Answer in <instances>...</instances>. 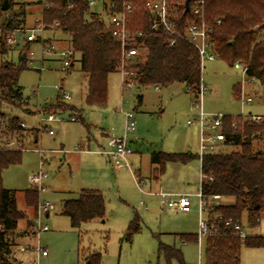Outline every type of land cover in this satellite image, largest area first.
I'll use <instances>...</instances> for the list:
<instances>
[{
    "label": "rangeland",
    "instance_id": "374dc122",
    "mask_svg": "<svg viewBox=\"0 0 264 264\" xmlns=\"http://www.w3.org/2000/svg\"><path fill=\"white\" fill-rule=\"evenodd\" d=\"M2 4L3 0H0V6ZM94 10L100 11L101 8L95 7ZM28 11H35V15H29L28 20L33 23H25L26 28L32 27L34 21L41 17V10L37 6ZM46 35L64 38L62 47H71L70 38L65 37L60 30H49ZM3 49L0 47V66L7 62L17 67L22 65L21 52L24 46L15 49L6 47L8 52L5 54L2 53ZM31 49L35 53L33 69L26 66L19 81L27 102L21 108L5 103L0 105V148L6 149L9 142L22 145L21 163L6 168L2 173L4 188L16 192L20 209L23 208L24 192L31 188L30 177L40 170L39 149L47 151L64 147L70 153L66 155V161L58 155L48 157L45 166L48 173L45 186L48 191L40 195L36 207L21 211L27 224L19 232L35 235L31 236L23 264H85L84 253L91 250L101 254V264H168L159 255L161 244L181 249L185 264H205V240H202L200 250L198 244L183 243L179 236L200 233V160L193 159L186 164L168 163L166 172L158 180L152 175L156 165L151 162V157L155 153L197 155V133L195 127L188 125L195 111V99L186 85L176 84L160 88L159 91L157 87L124 88L126 75L123 72L116 73L109 79L107 104L102 108H94L86 102L87 79L81 72L79 62L75 63L72 71L64 72L59 61L47 59L42 66L40 45L33 44ZM202 76L207 89L203 100L206 113L232 117L258 115L264 118V86L260 82L247 80L242 70L220 58L205 61ZM235 86L240 87L239 97L244 92L251 95L253 102L243 105L234 94ZM64 94H68L71 99L65 101ZM138 94L143 96L140 106L136 100ZM59 101L75 106L81 111L83 120L71 122L73 114L67 111L74 108L63 104L65 108L54 110L60 114V120L51 124L54 135L44 129L38 144H35L32 142L33 131L44 127L38 109H46L51 105L58 107L62 103ZM31 112L36 114L29 115ZM126 113H134L137 122L136 130L127 134L129 147L134 152L129 157L132 172L128 169L115 172L106 158L99 154L100 145L107 144L105 135H124ZM11 118H18L23 130L2 141L1 126ZM88 138L91 139L90 144ZM79 144L84 146L85 153L73 152ZM255 149L264 151V142ZM138 174L141 175L140 181L137 180ZM82 188L102 192L106 201V218L74 229L69 218L62 214V201L66 197H78ZM160 191L172 195L174 199L188 195L192 203L191 212L182 213L162 205L157 194ZM40 200L51 202L55 210L49 217H41V224L50 230L36 234L32 219L36 217ZM233 202L231 198H223L218 203H210V206L214 208ZM136 217L140 219L141 230L129 241L126 234ZM22 224L24 221L20 222L19 229ZM242 226L248 237H264V216L260 225L252 228L247 215H244ZM38 246L46 249L48 256L38 254ZM172 264L180 263L174 261ZM241 264H264V248L251 249L243 245Z\"/></svg>",
    "mask_w": 264,
    "mask_h": 264
},
{
    "label": "trees",
    "instance_id": "16d2710c",
    "mask_svg": "<svg viewBox=\"0 0 264 264\" xmlns=\"http://www.w3.org/2000/svg\"><path fill=\"white\" fill-rule=\"evenodd\" d=\"M133 1L137 4V11L130 18V28L134 33L143 34L138 41L146 49L142 59L124 65L120 44L112 36L106 22L90 10L88 0H61L55 9L44 14L47 27L59 23L61 33L71 40V48L87 79V105L105 107L110 76L121 73L122 66L128 75L124 85L132 83L137 89H160L183 84L196 97L204 83L203 65L198 52L183 40H176L174 46L169 45V35L151 30L145 0ZM186 1L172 0L181 10L179 22L184 25L193 20L191 13L183 11ZM196 1L191 0L190 6ZM200 1H204L208 22L213 27L214 51L218 58L230 66L242 63L247 68V78L264 86V0ZM30 5L22 4L16 8L11 2L6 12L1 5V26L9 30L25 26L26 8ZM3 48L2 53H7L8 49ZM25 64L22 57V65L19 67L8 62L0 66V105L5 103L21 108L27 102L19 85L21 74L27 69ZM234 94L239 97L238 87L234 89ZM142 98L141 94L137 97L139 102ZM61 108H65L63 103L46 110L55 112ZM22 130L18 118L8 119L1 126V138ZM223 131L226 135L224 147L200 161L201 191L209 202L215 196L231 198L234 202L209 207L211 233L205 239V264H241L243 245L251 249L264 248V237H248L243 240L235 234L233 228L234 225L243 224L244 215H247L250 227L256 228L264 216V151L255 149L264 142V118L254 122L251 115L225 116ZM33 132L34 141L37 142L42 131L37 129ZM22 152L0 148V217L4 225V231L0 232V264H13L8 259L11 250L6 236L16 231L19 222L25 218L17 207L16 192L4 188L2 180L6 168L21 163ZM193 159H198V156L191 153H155L152 156V162L162 168L168 163L186 164ZM38 198L37 192L26 191L28 206L36 207ZM62 214L70 219L72 228L80 229L84 224L105 220L106 202L100 193L84 191L79 198L63 204ZM228 221H232L233 226L227 227ZM140 230V219L136 217L129 226L126 239L131 241L132 236ZM179 236L183 243L198 244V234ZM159 255L168 264L174 261L185 264L183 252L176 247L161 244ZM84 258L85 264H101L102 260L101 254L96 251L84 253Z\"/></svg>",
    "mask_w": 264,
    "mask_h": 264
},
{
    "label": "built area",
    "instance_id": "2783aa9c",
    "mask_svg": "<svg viewBox=\"0 0 264 264\" xmlns=\"http://www.w3.org/2000/svg\"><path fill=\"white\" fill-rule=\"evenodd\" d=\"M61 0H10L14 4V7H19L22 4L36 5L41 10V17L35 20V24L26 28L25 26L17 29H5L0 24V47H7L9 49H15L20 46H24L21 56L26 61L28 69H33L35 53L31 51L33 44L40 45V59L42 66H44L47 60L46 56L54 55L62 61V71L70 72L73 67L75 53L73 49L57 51L55 46L50 42L47 37V31L59 30V23H54L52 26L47 27L44 23V14L48 10L56 8L57 3ZM90 10L95 13L100 19L106 22L111 30L112 36L120 44L122 50V65L127 62H132L137 59H142L145 55V47L138 41L143 36L141 32L134 33L130 28V18L137 11V4L133 0H88ZM145 8L148 12V22L150 28L154 32H162L170 36L168 40L169 45L174 46L176 40H183L190 44L199 54L202 65L205 61H215L218 55L214 51V40L212 37L213 27L208 22L207 13L204 1H196L193 6H190V11L193 16V20L187 24L179 22L180 9L174 5L172 0H145ZM72 7V6H70ZM95 7H100V11H95ZM184 13L186 8L183 9ZM1 17V13H0ZM220 21H218V24ZM182 26L184 27L182 29ZM264 39V38H263ZM25 56V57H24ZM234 67L238 70H242L244 76L247 78V68L242 63H236ZM41 69L40 71H42ZM122 72L124 76L123 87L127 88L133 86L132 83L125 84L128 79V75L122 66ZM121 72V73H122ZM247 80H250L247 78ZM159 90V88H156ZM206 86L201 84L200 90L194 97L193 106L199 111V119L189 120V125L197 124L200 129V145L198 156L200 161L208 154L219 152L226 141V135L223 131L225 115L222 114H207L203 108V100L206 96ZM68 94H64L65 100H70ZM242 104H250L253 102L251 97H248L246 93L242 92L240 97ZM40 116V122L44 127L39 128L41 131L46 129L50 135H54V132L48 128V124L59 121V114L54 112H48L46 109H38ZM125 132L122 136H111L109 141V149L104 151L114 167L121 169L123 167H129L128 157L133 154L132 149L129 147V141L127 134L136 130V119L134 113L125 114ZM251 120L254 122H260L262 118L260 116L251 115ZM72 122H78V117L70 118ZM8 150H22L21 144H15L9 142L6 144ZM16 148V149H13ZM76 150H79L76 148ZM41 154V165L38 173L33 174L30 177L31 188L38 195L46 192L45 180L48 174L45 171V151L39 149ZM202 177V175H201ZM202 181V180H201ZM160 202L162 205L169 209H173L182 213H189L192 209V203L188 195H182L178 199H174L172 195L168 193H159ZM198 197L200 199V233L198 234V245L201 250L202 240H205L210 235L211 230L209 228L208 212L210 203L219 202L221 197L215 196L209 202L203 195L202 191L199 192ZM55 206L49 201H40L36 214L35 233L38 234L42 231H49L48 226L41 224V217L53 211ZM204 214L207 216L204 217ZM232 221L226 222V226L230 227ZM235 234L241 239L248 238L247 232L240 224L233 226ZM4 231V225L0 217V232ZM37 252L42 256H48V252L40 247L37 248Z\"/></svg>",
    "mask_w": 264,
    "mask_h": 264
},
{
    "label": "crops",
    "instance_id": "0c3cea01",
    "mask_svg": "<svg viewBox=\"0 0 264 264\" xmlns=\"http://www.w3.org/2000/svg\"><path fill=\"white\" fill-rule=\"evenodd\" d=\"M4 1V0H3ZM33 7H36V5L34 4V5H30V6H28L27 7V11H26V22L25 23H28V21H30L31 23H33V21L32 20H28V18H30V16L29 15H31V16H33V15H35V11H28V9L30 10V9H33ZM38 8V7H37ZM35 22V21H34ZM65 37H68V36H66V35H64ZM49 39H50V42L55 46V48H56V50L57 51H63V50H68V49H72L71 47H69V48H64V47H62L63 45H64V38H59L57 35H50L49 37H48ZM67 40V39H66ZM48 61L49 60H51V61H59V62H62L61 61V59L60 58H58L57 56H54V55H49L48 56ZM76 62H78V58H77V55H75V58H74V62H73V67H72V69L70 70V71H72L73 70V68H74V66H75V63ZM236 87H238V86H235L234 87V89L236 88ZM238 88H240V87H238ZM157 90V89H156ZM160 90V89H159ZM158 90V91H159ZM139 95V94H138ZM138 95H137V97H138ZM248 97H251V95H247ZM136 97V98H137ZM143 97V96H142ZM240 98V97H239ZM252 98V97H251ZM71 99V98H70ZM137 100V103H138V105L140 106V105H142V103H143V98H142V101L141 102H139L138 101V99H136ZM241 100V99H240ZM65 101H69V100H65ZM65 101H59V102H62L63 104H66V105H68ZM58 103V102H57ZM52 106H55V105H51V106H49V107H46V109H48V108H50V107H52ZM68 106H70V105H68ZM71 108H74V109H71L70 111H67V112H70V113H72L73 115L70 117V118H73V117H78V119H79V121H82L83 120V118H82V113H81V111L80 110H78L75 106H70ZM195 111H194V113H193V117L190 119V120H198L199 119V111L198 110H196V109H194ZM205 111V110H204ZM55 113V112H54ZM35 115L36 114V112H34V113H30L29 115ZM207 114H209V113H207ZM60 115V114H59ZM256 116H258V115H256ZM261 117V116H260ZM261 118H263V117H261ZM56 122H58V121H56ZM56 122H53V123H56ZM72 122V121H71ZM24 123V122H23ZM53 123H50V124H48V128L51 130V124H53ZM189 125V124H188ZM26 126V125H25ZM189 126H193V127H195V130H196V133H197V150L199 151V145H200V129H199V127H198V125L197 124H194V125H189ZM90 127H89V131H90ZM106 137H107V144L106 145H100V151H99V154H101L102 156H104L105 158H106V160H107V162L113 167V169H114V171L115 172H120L121 170H123V169H128V170H130L131 172H132V168H131V165H130V163H129V157L130 156H132L133 154H134V152H133V154L132 155H130L129 157H128V163H129V167H123V168H121V169H116L115 167H114V165L112 164V162H111V160H110V157H108L106 154H104V151H106V150H108L109 149V141H110V139H111V135H105ZM113 136V135H112ZM2 141H3V139H2ZM34 141V139L32 140V142ZM38 142H39V140L36 142V141H34V143L35 144H38ZM88 143L90 144L91 143V139L90 138H88ZM76 148H78L79 150H76ZM45 151V161H46V164H47V162H48V160H49V158L48 157H52L53 158V156H60L64 161H66V155L67 154H69L70 153V151L69 150H65L64 149V147H62L61 149H52V150H44ZM73 152L75 153V154H78V153H85V149H84V146L82 145V144H79V145H77V146H75L74 147V149H73ZM22 154H23V152H22ZM195 156H198V152H197V155H195ZM198 159H199V156H198ZM151 160H152V157H151ZM200 160V159H199ZM152 162V161H151ZM153 163V162H152ZM153 165H156V167H155V170L152 172V175H153V177L156 179V180H158L159 179V177L160 176H163L164 175V173L166 172V167H167V165L165 166V168H162L160 165H158V164H154L153 163ZM46 166V165H45ZM46 173H47V171H46ZM48 174V173H47ZM48 178V177H47ZM137 180L138 181H140L141 180V175L140 174H138V176H137ZM201 180H202V177H201ZM46 187V186H45ZM32 188H29V190H31ZM27 191V190H26ZM26 191L24 192V202H23V208L22 209H20L19 208V206H18V204H17V206H18V208H19V210L20 211H25V210H29L30 208H34V207H30V206H28L27 205V202H26ZM31 191H34V190H31ZM46 191H48V188L46 187ZM84 191H93V192H98V193H100L103 197H104V195L102 194V192L100 191V190H98V189H92V188H82L81 190H80V192H79V194H78V197H76V198H65L63 201H62V203L64 204L66 201H68V200H72V199H77V198H79V196L84 192ZM159 193H162V191H160V192H158L157 194L159 195ZM39 196V198H40V195H38ZM105 199V198H104ZM16 200H17V198H16ZM41 201V200H40ZM106 202V201H105ZM55 206V205H54ZM55 210V209H54ZM53 210V211H54ZM63 210V209H62ZM53 211H51V212H53ZM51 212H49L48 214H46V216L47 217H49L50 216V213ZM35 213H36V211H35V209H34V215H35ZM70 220V219H69ZM22 221H24V224H22V227L19 229V225H20V222H22ZM19 222V225H18V231L16 230V231H14V232H12V233H9L6 237H8V241H9V244H10V250H11V254L9 255V259H10V262L11 263H13V264H23V260L25 261V258H27V255H26V249L28 248V244H30V239H31V236H35V235H29V234H21L19 231L20 230H23V229H25V226H26V224H27V221H25V218L24 219H22L21 221ZM32 222H33V225H35V222H36V217L34 216V218L32 219ZM70 224H71V222H70ZM72 227V226H71ZM19 232V233H18ZM13 241H15V243L13 242ZM38 247H40V246H38ZM38 247H36V251H37V248ZM41 248V247H40ZM43 249V248H42ZM44 250H46V249H44ZM47 251V250H46ZM48 252V251H47ZM91 252H92V250H91ZM39 254V253H38ZM41 255V254H40ZM39 255V256H40Z\"/></svg>",
    "mask_w": 264,
    "mask_h": 264
},
{
    "label": "water",
    "instance_id": "95a60500",
    "mask_svg": "<svg viewBox=\"0 0 264 264\" xmlns=\"http://www.w3.org/2000/svg\"><path fill=\"white\" fill-rule=\"evenodd\" d=\"M190 3H191V0H187L186 1V12L187 13L190 11ZM10 7H11L10 0H4L3 4H2V10L4 12H6V11H8L10 9Z\"/></svg>",
    "mask_w": 264,
    "mask_h": 264
}]
</instances>
